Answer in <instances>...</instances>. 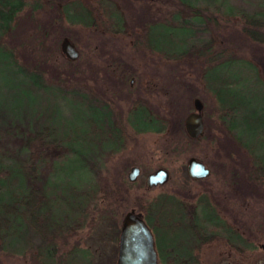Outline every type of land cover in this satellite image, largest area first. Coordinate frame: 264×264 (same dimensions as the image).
<instances>
[{
  "label": "trees",
  "instance_id": "16d2710c",
  "mask_svg": "<svg viewBox=\"0 0 264 264\" xmlns=\"http://www.w3.org/2000/svg\"><path fill=\"white\" fill-rule=\"evenodd\" d=\"M169 1L170 5L167 6L162 0H148L154 6L146 10L147 3L144 0L145 6L140 12L146 11L141 15L135 13L134 0H103L101 4L98 0L96 4L88 0H47L50 13L45 17L46 20L35 21V25L45 32L40 34L41 37H52L55 43L48 51H44V48L39 52L35 49L38 54L29 52L21 63L19 58L24 55L23 51L7 46L3 40L11 37L10 29L21 8L31 3L32 11H37L40 9L39 0H0V75L9 67V73H6L17 76V84L23 88L19 93L12 92L3 82L6 74L4 78L0 76V252L5 249L3 243L7 249L19 244L16 245L15 254L20 253L23 246L21 239L9 238L7 234L13 219L19 222V232L29 225L36 236H41L44 231L55 230L61 221L75 222L77 228L87 225L88 206L98 193L102 192V197L106 199L115 193L119 200H125L135 182L130 184L120 177L112 181L104 178V182L97 181L96 184L88 185L87 189H82L77 180L84 179L94 170L100 173L103 154L106 157L118 154L128 131L137 136L147 133L163 135L168 152H177L182 141L193 144L207 139L209 144L216 145L212 149L214 154L226 159L225 163L216 164L224 170L221 179L223 186L233 185L236 189L241 188L242 194L249 193L264 199V122L252 129L245 128L244 132L248 136L244 138V132L239 131L230 113L234 107L241 112L243 102L239 101L243 99L237 96V104L227 106L226 99L219 92L222 90L228 96H235L230 90L235 83L208 76L210 69L220 59L224 60L218 63L235 65L230 57L234 53L229 50V45H237L238 48L248 43L251 47L256 44V48L250 49L253 55L248 66L259 71L264 79V15H241L239 38L229 36L225 42L227 46L216 49L212 42H208L205 50L194 55L195 52L190 50L186 53L187 38H178L174 31L182 28L189 19H194L197 25L207 26L212 19L206 12L209 6L216 7L215 3L203 0L204 6H195L197 0ZM227 9L226 15L232 14V9ZM214 25L218 27L219 23L215 22ZM100 27L99 34L97 28ZM124 28L128 32L124 35L131 38L130 53L139 58L146 55L145 58L150 60L156 56L158 64L162 59H169L177 65L178 61L189 55L196 58L202 56L206 66L202 69L200 83L203 91L212 96L219 113L216 122L204 120L206 129H203L202 138L190 140L184 134L182 121L185 115L180 110L173 116L171 112L167 113L166 119L159 115L154 117L145 100L140 97L131 100L130 89L121 92L127 77H132V73L119 75L123 78L106 76L107 90L104 91L95 85L92 73L87 76L85 71L74 67L78 63L76 60L70 62L63 57V64L59 67L49 59L53 52L58 51L62 33H65L62 36L71 38L77 48L76 39L85 33H88L87 39L92 38L91 41H103L100 35L104 34L109 41ZM101 44L104 46V43ZM39 45L42 47V42ZM170 76V80L176 84L174 74ZM109 91L112 93L108 94ZM59 96L69 116L65 117L60 107L55 106L54 100ZM3 101H7L8 106L2 107ZM118 101L131 104L123 118L117 108ZM28 109L32 111L31 115L27 113ZM84 117L87 120L85 125L82 124ZM255 118H258V113H245L241 123L246 125L247 120ZM247 138L251 139L246 141ZM82 144L90 145L88 158L76 148ZM97 164L100 166L97 167ZM63 183H70V186L62 187ZM61 196H64L63 203H67L68 210L60 212L56 209L60 208ZM177 202L176 198L161 194L145 207L136 204L135 210L143 214L145 221L165 220L162 222V228H165L168 225L166 220L171 217L172 208L178 205ZM23 241L25 243L24 238ZM160 241L163 247H170L168 231L162 234ZM36 258L41 263L53 262L49 250Z\"/></svg>",
  "mask_w": 264,
  "mask_h": 264
},
{
  "label": "rangeland",
  "instance_id": "374dc122",
  "mask_svg": "<svg viewBox=\"0 0 264 264\" xmlns=\"http://www.w3.org/2000/svg\"><path fill=\"white\" fill-rule=\"evenodd\" d=\"M147 1L148 0H146V10L151 6H154V4L151 5ZM162 1L165 2L164 5H170L169 0L167 4L166 0ZM212 1L215 3L216 7L209 6L208 11L206 12L213 20L210 21L208 19L209 21L207 26L197 25L198 23L196 24L194 19H189L187 24L174 31L177 33L176 36L178 38H187L186 53L190 50L191 52H195L194 55H197L198 52L205 50L208 42H212L215 49L216 47L223 48L227 46L225 42H227L226 39H228L229 36H236L239 38V33L241 30V24H239V22L241 20V15H255L257 17L259 14L264 15V0ZM132 3L136 4L134 6L135 13H141V8L145 6L144 0H137V2L134 0ZM196 5L204 6L205 1L197 0L195 6ZM32 6L33 4L29 3L25 5V7L21 8L22 10L19 12L17 19L13 23V28L10 29L11 37H5L3 40L7 46H13L16 50L18 49L19 51H23L24 55L19 58L21 63L25 61L23 59H25V55H28L29 52H32L35 49L37 52H39L44 48V51H48V48L53 47L52 44L55 43L53 40L54 38L52 37H41L44 31L40 29V26L35 25V21L39 20L41 22L46 20L45 17L50 13V5L48 4L47 0H39L40 9L37 11H32ZM227 8L232 9V14L226 15L228 11ZM145 9L142 11V13L146 11ZM53 12L54 11H52V13ZM134 20L136 22L138 21L137 18ZM226 20L229 22H224ZM215 22L219 23L218 27L214 25ZM97 32L100 34L101 27L97 28ZM126 33L128 32L126 31ZM64 34L65 33L61 34L59 44L62 38H67L72 44V39L68 38L67 36H62ZM87 34L88 33H85L83 36L76 39L79 57L76 60L78 63H76L74 67L85 71L87 76H90L92 73L94 83L100 90H107L106 85L108 80L106 76L110 75V77L114 78L122 74L132 73V77H127L121 92L130 89L131 100H136L138 97L144 100L147 98L146 101L148 102L149 112L153 114L154 117H158L157 115H159L161 117L164 116V119H166L167 113L171 112V115L173 116L175 115L176 111L180 110L181 114L185 115V118L189 113L193 112V107L191 104L192 100L198 99L200 103L203 104V108L200 113L202 116L203 125L205 119H208L210 122L215 120L216 122V116L219 114L216 110V103H214V100L209 93L203 91L202 85L200 83L202 69L206 66L205 63L202 62V56L196 58L194 55H189L188 57H184L181 61H178L177 65L169 59L168 61L162 59L158 64V59L156 56L151 58L153 59L152 61L147 57L145 58L146 55L144 57L142 56L141 58H139L138 55H132V53H130L131 38L129 36L120 35V37H115L118 35L114 34L113 39L107 41L105 39L107 36L104 34L100 35L101 37L103 36V41H91L92 38L87 39ZM69 35L71 36V34ZM58 36H60V34ZM87 41L89 43H87ZM39 42H42V47L39 45ZM101 43H104V46ZM59 44L57 48L58 51L53 52V54L49 56V59L52 62L57 63V65L60 67V65L63 64L64 58L59 53ZM97 44L101 47H97ZM32 46H34V48ZM232 46L229 45V50L233 51L234 55L230 57H232L231 59L234 60L235 65H227L222 62L218 63L221 60H224L220 59V61H217L218 64L216 63V66L214 65L215 67L210 69L208 76L217 77L220 81L228 80L235 83L233 87L231 86L230 90L232 92L231 94H235L236 97H231L230 95L229 97L227 92H223L222 90L219 92H221V96L226 99L227 106L237 104V96H240L241 100L243 99V101H239L241 103L243 102V109L241 112L238 108L234 107L231 109L230 113L232 121L238 124L239 131L244 132L245 128L252 129L257 124L264 122V79L261 77V73L259 71L252 70L248 66V63L252 61L251 57L253 55V51L251 50L253 49L251 48H256V44L252 47L251 44L249 45L248 43L242 44L238 48L236 47L237 45L234 47ZM238 51H240V53ZM241 61H243V63ZM143 62H145V65H150L152 68L148 76L146 74L140 75L139 73L140 68L143 66ZM88 66L90 67L87 68ZM74 67H71V69H74ZM153 68L155 69V72L153 71ZM8 69L9 67L5 69V72L3 70L0 76L4 78V74H6V78L3 82L7 84V88L9 86L12 92L15 91L19 93L23 88L22 86H18L17 76L13 77L7 74L9 73ZM170 74H174V81H176V84L170 80ZM150 75H152V77ZM120 78L123 77L121 76ZM130 81L132 82L131 85H129ZM111 91H113V89ZM107 93L110 94L112 92L109 91ZM54 103L56 107H60L65 117L69 116V111L67 110V107H65L63 99H61L60 96L54 100ZM6 105L8 106L7 101H3L2 107H5ZM130 105V103L118 101L117 108L121 111L122 118L127 113ZM31 112L32 111L28 109L27 113L31 115ZM250 112L258 113V118H255L254 120H247V124L244 125V123H241L242 117L245 113ZM86 121V117H84L82 124L85 125ZM242 124L244 125L243 127ZM203 129H206L205 125ZM215 134H217L216 131ZM218 135L221 136L220 134ZM247 136V133L244 132L243 137L245 138ZM123 139L125 140V143L124 146L121 147L118 154L110 155L109 157H106L103 154V164L99 170L100 173L94 170L84 179L77 180V183L81 185L82 189H87L88 185L96 184L97 181L104 182V178H108L109 181H112L120 177L121 179L123 178L124 181H127L126 175L132 166H135L140 170V174L136 179L135 186L132 188V190H130V193H128V196L125 200H119L115 193H112V199H106V197H102V192L95 195L86 212L89 214L88 221L86 222L87 225H84L94 226V228L96 226L97 229H95V232L96 230H103L100 228L105 224L114 223L119 225L123 215L129 210L136 209V204L145 207L147 204L154 201V197L157 195L167 194L178 198L180 194H183V192H185L187 189L192 194L201 192V187L205 188L207 183L214 184L216 187L217 181L221 179L220 174L224 172V170L216 166V164L221 162L225 163L226 159L221 156L217 157L214 154L212 149L214 147L216 148V145H213V143L209 144L207 139H203L200 142L193 144L182 141V144H180V146L177 148V152H168L169 148L166 151L167 141L163 135L147 133L137 136L128 131L127 137ZM250 139L251 138H247L246 141ZM7 144L11 146L9 142ZM76 148L82 150L85 156L88 158L87 155L89 154L90 145L88 146L82 144L76 146ZM218 148L220 147L218 146ZM193 157L197 158L203 165L207 166L211 172V177L201 187L200 185L202 184L199 185V183H192L188 177H186V161ZM98 166H100V164H97V167ZM232 167L238 166L233 165ZM156 169H165L168 173V181L163 184V186L153 187V189L145 190V176L151 174ZM215 174H218L219 176L216 175V177ZM63 186H70V183L68 185H64L63 183L62 187ZM63 197L64 196H61V201H59L60 208L56 209L60 210V212L61 210H68V208H66L67 203H63ZM249 214L252 215L253 212ZM251 217L252 216H248L246 220H250V222L253 224L255 219L253 220ZM18 224L19 222L13 219L12 224H10L7 230V234L9 235V238L11 237L12 239H21L23 246L20 248V253L15 254L14 252L16 250L15 248L19 246V244H16L17 246L14 244L15 246L11 247V249H7L3 243L5 249L3 248L4 250L0 252V264H45V262H39L36 257L39 255L42 256L47 250L50 249V240L54 239V237H52V239H48L47 241H49V243H47L44 239H39L40 236L37 237L33 229L27 230L23 226L24 228L19 232L18 227L20 226H18ZM92 232H94V229ZM80 235H82L81 237L83 238L81 242L82 247L84 246L89 248L92 243V241H89V239L92 238V235L89 233L87 234L86 230H83L82 234ZM22 237L25 239V243ZM101 242L103 243V241ZM94 244V246L99 244L104 247V243L101 244L99 241ZM56 246H58L57 242ZM104 248L105 249L101 250V255L109 260V256H107L109 247ZM51 251L55 253L54 250ZM256 253H259V251H256ZM113 263L114 259L112 260V264ZM51 264H53V262ZM75 264H79V262L77 261Z\"/></svg>",
  "mask_w": 264,
  "mask_h": 264
},
{
  "label": "flooded vegetation",
  "instance_id": "af4514ba",
  "mask_svg": "<svg viewBox=\"0 0 264 264\" xmlns=\"http://www.w3.org/2000/svg\"><path fill=\"white\" fill-rule=\"evenodd\" d=\"M88 1L97 3V0ZM98 1L101 4L103 0ZM125 32V28L121 29L117 35L125 36ZM73 46L79 57L78 49L75 45ZM140 70V75L148 76L152 68L143 62ZM153 71L155 72L154 68ZM150 76L152 77V75ZM131 83L130 81L129 85ZM145 99L147 100V98ZM195 159L199 161L197 158ZM205 168L208 169L205 179H209L211 172L207 166ZM185 172L188 177L187 167ZM220 176L222 179L223 173ZM188 179L192 183L202 184L200 187L207 182H204L205 179L192 180L189 177ZM221 179L217 181L216 187L214 184L207 183L205 188L201 187V192L195 194L187 189L178 198L170 195L178 200L179 206L172 208L173 213L166 220L168 225L165 228H162V222L165 220L145 221L142 213L135 209L128 211L137 215L149 231L156 264H264V199L249 193L242 194L241 188L237 187L236 189L233 185L223 186ZM251 212H253L252 215L249 214ZM248 216L255 219L253 224L250 220H246ZM28 226L26 229L30 230L31 227ZM56 226L55 230L44 231L40 237L37 236L47 243H49L48 239L54 237L50 240L49 249L55 251V253L51 251L53 264H75L77 261L79 264H112L113 259V264H115L121 221L119 225L105 224L100 228L103 229L99 230L100 232L97 230L95 232L96 226L95 228L94 226L77 228L75 222L64 223L61 221ZM93 229L94 232H92ZM83 230L92 235V238L89 239L92 241L89 248L81 245L83 238L80 234ZM167 231L171 244L169 243L170 247H163L160 237ZM98 241L101 244L104 243V247H109L107 251L109 260L101 255V250L105 249L104 247L99 244L94 246V243ZM56 242L58 246H56Z\"/></svg>",
  "mask_w": 264,
  "mask_h": 264
},
{
  "label": "water",
  "instance_id": "95a60500",
  "mask_svg": "<svg viewBox=\"0 0 264 264\" xmlns=\"http://www.w3.org/2000/svg\"><path fill=\"white\" fill-rule=\"evenodd\" d=\"M59 49L62 57L68 61L74 62L78 59L77 50L67 38L62 39ZM191 104L193 112L184 118L182 126L185 135L190 140H196L203 136L204 125L200 114L203 104L198 99H193ZM186 167L187 176L192 180H203L208 175V169L195 158H190L186 163ZM139 174L140 170L132 166L126 175L127 182L130 184L136 182ZM168 179V173L165 169H156L151 174L145 176V190L163 186ZM121 222L118 255L115 264H156L151 235L143 221L130 211L123 215Z\"/></svg>",
  "mask_w": 264,
  "mask_h": 264
}]
</instances>
